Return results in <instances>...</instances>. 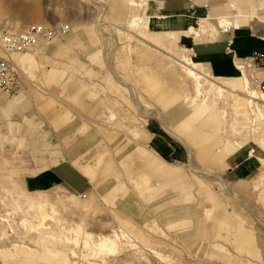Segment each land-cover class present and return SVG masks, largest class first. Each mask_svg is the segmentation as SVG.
I'll return each mask as SVG.
<instances>
[{"label":"crops","instance_id":"obj_1","mask_svg":"<svg viewBox=\"0 0 264 264\" xmlns=\"http://www.w3.org/2000/svg\"><path fill=\"white\" fill-rule=\"evenodd\" d=\"M128 1H109L110 10L108 14L103 13L104 16L106 15L103 22L104 29H109L112 34L117 35L118 41L124 44L123 48H126L128 57L130 56L129 59L135 50V53L139 54L138 48L131 46L133 40L141 34L153 33L154 37L158 36V41L155 43L160 48H166L168 51L169 46L173 48L171 47L173 45L176 48L178 45L177 52L172 57L175 62L170 63L169 68L163 72L153 67H147L148 71H145L144 69L147 68L142 69V62L132 60L129 64L131 63L130 65L135 68L136 72L120 74L117 71L119 75L115 76L116 80L107 70H104L106 73L103 85L92 84L82 78H76L74 73L70 72L68 78L63 80V85L54 84L52 89L59 96L58 101L78 106L85 112V116L79 113V120L63 111L56 98L51 100L42 93H33L32 98L24 89L11 98H8L6 93H0V152L9 144L3 141L6 136V132H3L4 127L7 130V135H16V140L11 144L13 149L16 151L28 149L32 160L38 165L24 171L26 175L31 174L27 180L25 179L28 189H48L62 185L73 195L82 194L90 188L87 173L90 172L92 177L97 179L94 180L95 187H100L99 192L105 194V201L110 209L117 207L120 213L143 218L146 206L154 212L155 218L163 224L164 228L174 233L178 239L185 238L192 233L199 237L198 241L196 238L194 241L197 242L193 241L190 246L197 254H202L205 251L203 261L216 259L227 264H264V241L260 234L255 232L256 230L258 232V229L254 224L255 221L259 220L260 222L259 217H256L257 219L252 217V222L248 219L245 223L243 218L236 213L230 214V217L218 215L216 212L221 205L207 192L205 187H200L197 191L200 195L198 201L208 203L210 206L211 214L209 217L206 216L208 220L203 219L202 214H195L192 217H190V212L185 214L186 206L183 204L182 208H175L173 203L177 200L178 190L169 194V188L174 183L168 180L172 175L167 168L162 176L166 180L162 181L156 178L151 184V172L159 168L162 169L164 165L170 163L152 147L137 140L142 133L148 142H152L154 132L141 127L147 124L149 116L156 115L163 121L164 127L185 144L189 154L203 164L199 169L205 173L210 171V168L229 165L230 157L238 164L248 159L251 160L260 170L256 176L247 180L246 183L244 182L245 186L241 190L246 196L252 194L254 200L264 208V162H262L264 151L260 149L264 146L260 143V134L257 131L260 120H257L256 131L253 132L247 107L238 106L239 110L236 109V113H239L236 118L238 122L236 134L241 139L231 143L227 138H224L226 148L224 149L223 146L222 151L213 152V148H218V144H214V147L210 140L217 134L215 132L204 133L201 131L204 127L197 125L211 106L203 103L196 106L186 117L180 118L179 115H175L176 112L178 114V109L184 106L182 99L185 97V92H193V89L182 92L177 89L176 77L180 74L184 75L183 55L192 59L195 68L202 72L205 78L219 81L237 80L230 84V88L217 86V90L220 88L223 92L230 91L231 95L238 97V100H246L247 95L243 89L244 76L246 75L249 81L253 72L264 76V68H261L264 66V58L253 61V64L259 67L251 68L246 65L248 61L245 62L252 53L264 51V32L261 31V26H264V13H261L264 8V0H151L152 5L159 9L160 17L148 20L150 11L145 9L139 14L144 17L145 22L149 21V24L147 23L139 29H133L127 24L128 29L122 30L121 26L116 27L115 25L125 23L126 17L128 21L129 14L126 13L130 9ZM14 10L21 14L24 22L37 20L38 9L35 4L25 6L17 4ZM189 11L200 13L209 19L212 22V27H216V30L212 28L211 32L202 34L199 39L189 38V34L199 35V30L203 27L201 22L197 24L199 27L196 29L192 22L186 29L187 31L185 30L186 32L182 30L184 26H179L181 22L182 24L184 22L182 13ZM110 25H114L113 29ZM96 31L74 28L71 35L56 36L53 41L57 42L56 46L59 50L60 47L66 48L73 43L84 45L83 55L85 58L91 62L102 64L104 69L107 65L110 72L113 69L116 70V67L121 66L118 65L120 61H117L119 59H117L115 50L113 48L111 50L110 63L106 62L108 59L102 52L103 43L100 42V32ZM126 34L131 35L130 38L124 37ZM172 37L178 38V43L175 45L167 40L163 41V38L170 39ZM184 37L185 40H181ZM95 42L96 47L91 46ZM43 44V41L36 42L25 54L16 57L15 60L35 62L36 52L32 49L39 50ZM108 45L105 43L104 47L109 55ZM2 55H4L3 52ZM13 55H10L12 60ZM195 58L199 63L195 61ZM57 71V68H52L45 78L53 79ZM84 72L89 77L94 73L92 68H87ZM122 83L127 84V91L122 90L120 86ZM142 91H144V95H142ZM241 95L245 98H241ZM33 103L39 109L40 114L51 123L56 135L55 142L47 141L41 132L40 137H34L38 133V129L41 128V121L39 117H34V111L31 108ZM146 108L152 110L147 112ZM13 112H18L22 120L13 121L11 119ZM79 121L81 123L78 124ZM94 121L95 125H88L89 122L93 123ZM119 130L123 131L124 136H118ZM256 133L258 135H255ZM94 135H99L105 142L99 141L94 147ZM249 136H252L254 141V149L251 145L248 146L249 143L244 144ZM115 137L120 139L118 143L117 140L114 143L111 142ZM119 148L133 150L125 157L119 158L114 155ZM43 149H45L43 153L36 151ZM67 154L82 172L64 159ZM133 155L139 159H135ZM114 156L117 159L113 158ZM5 164H7L6 160H0V168ZM111 169L119 170L126 178L135 176L132 179L135 180V186L139 189L137 201H140L135 203L136 207H133L129 200L120 197V194L124 195L126 190L123 185L116 184L112 175L105 174ZM232 171L238 178L247 176L243 174V170H236L233 166ZM216 177L226 188L222 176L216 173ZM152 186L158 187L156 188L157 192H154ZM191 189L192 187L188 184L181 186L180 192L185 194L183 203L194 201V197L189 195ZM226 189L229 193V189ZM92 191L93 189L89 193ZM187 209L188 207L185 208V210ZM118 221V225L112 227L109 233L116 230L123 231L135 242L136 247L141 248L139 245H142L154 255L159 254L164 258H170L155 247L147 245L144 239L134 232L133 225L129 220L119 218ZM84 225V221L76 223V226L81 227L87 233L107 234L101 231L86 230ZM148 229L154 233L158 232L160 235L165 233L155 219L148 224ZM204 235H208V238H200ZM206 242H208L207 248H205ZM229 246L232 247V251ZM155 256L157 257V255Z\"/></svg>","mask_w":264,"mask_h":264},{"label":"rangeland","instance_id":"obj_2","mask_svg":"<svg viewBox=\"0 0 264 264\" xmlns=\"http://www.w3.org/2000/svg\"><path fill=\"white\" fill-rule=\"evenodd\" d=\"M109 1L111 2V0H0V39L3 31L18 32L34 24H64L67 26L65 31L57 33L54 36L67 33L71 35L74 28L80 30L83 28L97 30L96 32H100V42L103 43L102 52L104 53V57L108 59L106 62L110 63V53L113 48L118 57L117 59H119L117 61H120L118 65L121 66L116 67V70L113 69L114 72H110L107 65L106 69H104L102 64L91 62L83 55L84 45L73 43L66 48L60 47L59 50L56 46L57 42L53 41L54 36L50 39L41 40L44 44L39 50L32 49L36 52L35 62H21L15 60V58L25 54L27 52L26 50L30 49L33 45L24 50H20L24 52L13 55L12 60L10 54H6L5 51H3L0 41V56L3 52L4 55L2 56L8 58L12 62L19 75V86L15 91L0 93H6L8 98L18 94L22 89H24L31 98L33 93H42L51 100L56 98L59 107H61L63 111L67 112L72 118H77V120H79V113L85 116V112L82 111L81 108H78V106H72L61 100L58 101L60 98L52 89L54 84L59 86L63 85V80L68 78L70 72H73L76 78H82L96 85L104 84V75L106 73L104 70H107L115 79V76L119 75L117 71H119L120 74L136 72L135 68L130 65L131 63L129 64L132 60L142 62V69L153 67L158 71L165 72V69L169 68V64L175 62L172 57L177 52L178 45L176 48L173 45L171 46L173 48L169 46V50L167 51L166 48H160V46L155 43V41H158V36L154 37L153 33L152 37L151 33L148 35L141 34L137 36L131 44L132 47L136 46L138 48L137 51L139 54H136L135 50L129 59L130 56L128 57L127 51L125 50L126 48H123L124 44L118 41L117 35L112 34L109 29H104L103 22L106 19V15L104 16L103 13L108 14L110 10L108 7L110 4ZM17 4L24 6L35 4L38 9L37 20L24 22L23 18H21V14L14 10ZM130 9H128V11L126 10V13L131 15L133 13H131ZM145 9V6L139 8L135 11V14L140 15L139 12H144ZM262 10L261 13H264V8ZM182 14L184 22L183 24L181 22L179 26H184L182 28L184 32L187 31L186 29H188L189 24L192 22L196 29L199 27H197L198 23L202 22L201 24L203 25L202 29L199 30V35L195 36V34H189V38L194 37V40L199 39L202 34L211 32L212 28L216 30V27H212V22L203 17L200 13L189 11ZM115 26H121L122 30L128 29L127 17L125 23H118ZM110 27L113 29L114 25H110ZM261 31L264 32V26H261ZM164 38L163 41L167 40L170 43H174V45L178 43L177 37H172L170 39ZM61 40L63 41L65 39ZM181 40H185V37ZM105 43L109 46V55L104 47ZM91 46L96 47V42L94 44L92 43ZM195 61L197 62L198 59L195 58ZM246 61H248L246 65L251 66V68L253 66L259 67L248 59L245 60V62ZM197 63H199V61ZM52 68H57L58 71L53 79H46V74L50 72ZM87 68H92L94 71L91 77L84 72ZM144 70L148 71V68ZM249 79L250 88L257 92L264 93V82L259 86L264 76H260L253 72ZM236 81L237 80L219 81L212 80L208 77L202 79L203 90L207 97L206 104L211 107L204 115L202 121L197 125L204 127V129H201L204 133L212 134L215 132V134H217L215 138L210 140L213 146L214 144H218V148H213V152L217 150L222 151L223 146L224 149L226 148L224 145V138H227L231 143L232 141L241 139L236 134L238 125L236 118H238L239 115V113H236V109L239 110L238 106L247 107L246 100L248 98L246 97V100H238V97L236 98L231 95L230 91H222V96H220L217 91V86L230 88V84ZM176 82L178 91H192L191 78L180 74L176 77ZM120 86L122 90L127 91V87L124 83L120 84ZM143 92L144 91H142V95L145 94ZM241 98L245 97L241 95ZM182 101L184 105L182 106L183 108L180 107L178 109V114L177 112L175 114L179 115L180 118L186 117L196 106H200L199 100H197L194 105H191L190 102L184 103L183 99ZM254 105L259 106L264 113V101L261 100V98L254 99ZM254 105L252 107L253 109ZM31 108L34 111V117H39L41 121V128L38 129V133H36L34 137L38 138L42 133L47 138V141L51 143L55 142L56 135L51 127V123L46 117L40 114L39 109L34 103ZM247 109L249 112V121L252 122L255 116L248 107ZM145 110L150 112L152 109L146 108ZM11 119H13V121L22 120L18 112H13ZM255 122H257V120ZM79 123H81V121H79L78 124ZM260 123L257 131L260 135H263L264 119L261 120ZM95 124V121L93 123H88L89 126ZM141 128H148L154 132L152 142H148L146 136L142 133H140L137 140L152 147L170 163L169 165H164L162 169L159 168L151 172V184H153L156 178L165 181L166 178H162V176H164L163 174H165L167 168L172 175L168 180L174 183L169 188V194H173V191L176 189L178 190L177 200L173 203L175 208H182L183 204V206L188 207L187 210H185L186 207L184 208L185 214L190 212V217L195 214H202L201 217L208 220L206 216L209 217L211 214L209 210L210 206H208V203H201L198 201L200 195L197 191L198 188L205 187L207 192L221 205L220 209L216 212L218 215L230 217V214L236 213L243 218V222L245 223H247L248 219L252 222L253 218L257 219L256 217H259L260 222L258 220L254 223L258 229V232L257 230L255 232L260 234V237L264 241V208L254 200L252 194L246 196L241 190L245 186L246 181L256 176L260 170V168L256 167L254 162L248 159L238 164L235 160H231L230 157L229 165L220 168H210V171L205 173L199 169L203 164L196 161L192 155L189 154L185 144L164 127L160 117L156 115L149 116L147 118V124ZM3 130V132H6L3 141L9 144L0 152V160H6L7 162L4 167L0 168V264H103V262L112 264H227L216 259H207L203 261L205 251L202 254H197L190 246V243L193 244L196 238L198 241L199 237L192 233L185 238L178 239L175 237L174 233L164 228L163 224L155 218L154 212L146 206L144 208L143 218L120 213L117 207L110 209L105 201V194L99 192L100 187H95L94 180L97 179L92 177L90 172H87L89 175V177H87L90 180V188L82 194L73 195L62 185H56L48 189H34L41 191L28 189L25 185V179L27 180L31 174L26 175L24 171L38 165L32 160V155L29 153L28 149L14 150L11 144L16 140V135H7V130H5L4 127ZM255 135H258V133ZM118 136H124L123 131L119 130ZM94 139V147H96L99 141L105 142L99 135H94ZM116 140L117 143L120 141V139L118 140V138L115 137L111 142L114 143ZM246 143H249L248 146L251 145L254 149L252 136H249V139H247L244 144ZM260 149L264 151V147H260ZM44 150L45 149L36 151L43 153ZM131 150L133 149L128 150L127 148H119L114 155L123 158L131 152ZM115 156L113 158L117 159ZM133 157L139 159L136 155H133ZM21 159L24 160L21 161ZM64 159L75 165L73 159L68 154ZM212 166L215 165L212 164ZM232 166L236 170H243V174L247 176L241 178L236 177L235 173L232 171ZM156 167L158 166L156 165ZM78 169L82 172L80 168ZM216 173H219L224 179L229 193L216 177ZM105 174L112 175L116 184L123 185L126 193L124 195L120 194V197L129 200L130 204L136 207L135 203L140 201H137L139 198V189L135 186V180L132 179L135 178V176L133 175L132 178H126L117 169H111ZM183 184H188L192 187L189 191V195L194 197V201H189L188 203L185 201L183 203L185 194L180 192ZM156 188L158 187L152 186L154 192H157ZM92 189L93 191L89 193ZM41 214H45L47 217L44 221L45 227H41L38 230L36 228L40 223ZM119 218L129 220L133 225L134 232L143 238L147 245L155 247L162 254L170 256L171 259L166 258V263H164L158 256L157 258L148 248L142 245H139L141 248L136 247L134 249H128L124 246L118 254L113 256L95 254L93 245L97 243L98 237L104 235L109 236L115 233L120 237H122L121 235L123 234L128 235L123 231L117 230L116 232L109 233L112 227L118 225ZM23 219L27 220V224L23 222ZM153 219L159 222V227L165 231L164 235L149 231L148 224ZM80 221H84L86 230L95 232L101 231L107 234H92V242L87 246L84 243L86 239L84 234L81 233L76 235L73 231L75 227H79L76 226V223ZM101 226L103 231L101 230ZM82 231L84 230L82 229ZM252 231H254V229H252ZM200 238L206 239L208 235H204ZM120 240L124 241L122 238H120ZM207 246L208 242H206L205 248H207ZM176 249L178 250L177 252L175 251ZM229 249L232 251L231 246H229Z\"/></svg>","mask_w":264,"mask_h":264},{"label":"bare ground","instance_id":"obj_3","mask_svg":"<svg viewBox=\"0 0 264 264\" xmlns=\"http://www.w3.org/2000/svg\"><path fill=\"white\" fill-rule=\"evenodd\" d=\"M128 5L131 7V12L133 14H131V15L129 14L127 24L133 29H139L141 26H144L147 23L149 24V21L145 22L144 17H142L138 14H135V11H137L139 8H143L145 6L146 9H148L150 11V13H149L150 16H148V20L158 19L160 17L159 16V9H157L156 7H154L152 5L151 0H129ZM146 28H147V26H146ZM67 34L56 35V36H65ZM56 36H54V37H56ZM130 36L131 35H128V34L124 35V37H126V38H130ZM54 37H53V39H54ZM0 41H1V39H0ZM21 52H24V51L12 52V53H10V55L20 54ZM6 54H8V53H6ZM183 62L185 64V66L183 67L184 75L186 77H189L192 79V87H193L192 93H190L189 91L185 92V97L183 98L184 103L190 102L191 105H194L197 100L200 101V105L203 103H206L207 97H206V94L203 90V84H202V79L205 78L204 75L202 74V72L198 71L195 68L192 59L188 58L187 55H183ZM259 86H260V84H259ZM243 89L246 91L247 98H248L246 100V105L250 109L251 113L255 116V118L252 121V130H253V132H255L256 131V122L255 121L256 120H260V121L263 120L264 119V113L259 106L254 105V99H260L261 98V100L264 101V93L257 92L256 90L250 88V82H249L246 75L244 76V79H243ZM217 91L219 92V95L221 96L222 95V89H218ZM253 105H254V109L252 108ZM260 143H261V145L264 146V133H263V135L262 134L260 135ZM262 162H264V160ZM46 217L47 216L45 214H41L40 223L38 224V227L36 229L39 230V228L45 227L44 221L46 220ZM23 222L25 224H27L26 219H23ZM73 231L75 232L76 235H79L81 233L84 234V236L86 238L85 242H84L85 245L89 246V243L92 242V239H93L92 234L93 233L84 232V231H82V229L80 227H75V229H73ZM121 236L122 237H120L117 233H115V234L109 235V236L104 235V236L98 237L97 243H95V245H93L94 246V253L104 255V256H113V255L118 254V252L124 246L127 247L128 249L136 248L135 242H133L131 240L129 235L123 234ZM120 238L124 239V241H121ZM155 255H157L161 261L166 263V261H165V260H167L166 258L162 257L159 254H155ZM103 264H112V263L103 262Z\"/></svg>","mask_w":264,"mask_h":264},{"label":"built area","instance_id":"obj_4","mask_svg":"<svg viewBox=\"0 0 264 264\" xmlns=\"http://www.w3.org/2000/svg\"><path fill=\"white\" fill-rule=\"evenodd\" d=\"M64 24H34L18 32L3 31L1 33V47L5 53L24 50L40 40L50 39L66 29ZM264 58V51L252 53L248 60L256 61ZM264 68V66H262ZM264 79L260 81V86ZM19 86V75L12 62L0 56V92H12Z\"/></svg>","mask_w":264,"mask_h":264}]
</instances>
